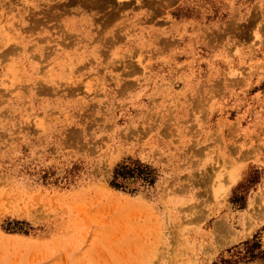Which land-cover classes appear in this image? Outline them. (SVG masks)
Masks as SVG:
<instances>
[{
	"label": "rangeland",
	"instance_id": "374dc122",
	"mask_svg": "<svg viewBox=\"0 0 264 264\" xmlns=\"http://www.w3.org/2000/svg\"><path fill=\"white\" fill-rule=\"evenodd\" d=\"M96 1L0 0V264H264V0Z\"/></svg>",
	"mask_w": 264,
	"mask_h": 264
},
{
	"label": "trees",
	"instance_id": "16d2710c",
	"mask_svg": "<svg viewBox=\"0 0 264 264\" xmlns=\"http://www.w3.org/2000/svg\"><path fill=\"white\" fill-rule=\"evenodd\" d=\"M153 169L138 161H132L131 163H120L117 164L114 167L113 170V177L110 180V185L116 189L119 188H123L124 187V183H126V181L128 179H137V178H143L145 181H147L148 183H153L154 182V176H153ZM256 236H254L255 239ZM244 251L245 254H247L246 256L249 257H255L259 254L260 251V243L259 241H245L244 243ZM260 255L264 254V250H262L260 252ZM211 264H235L234 261L229 260V259H220V263L219 262H212Z\"/></svg>",
	"mask_w": 264,
	"mask_h": 264
},
{
	"label": "bare ground",
	"instance_id": "6f19581e",
	"mask_svg": "<svg viewBox=\"0 0 264 264\" xmlns=\"http://www.w3.org/2000/svg\"><path fill=\"white\" fill-rule=\"evenodd\" d=\"M95 1H96V0H95ZM98 1H99V0H98ZM100 1H101V0H100ZM116 1H117V0H116ZM118 1H120V2H125V1H128V0H118ZM118 1H117V2H118ZM84 2H85V1H84ZM93 2H94V1H93ZM96 2H97V1H96ZM109 2H111V1L109 0ZM120 2H119V3H120ZM48 3H49V2H48ZM48 3H47V5H48ZM54 3H55V2H54ZM57 3H58V1H57ZM81 3H82V2H81ZM90 3H91V2H90ZM104 3H105V2H104ZM119 3H118V4H119ZM49 4H51V3H49ZM91 4H92V3H91ZM106 4H107V2H106ZM111 4H112V3H111ZM115 4H117V3H115ZM120 4H121V3H120ZM148 4H150V2H149ZM61 5H62V4H61ZM79 5H80V4H79ZM95 5H96V4H95ZM113 5H114V3H113ZM48 6H49V5H48ZM48 6H47V8H48ZM54 6H55V5H54ZM63 6H64V5H63ZM57 7H58V6H57ZM107 7H108V6H107ZM107 7H106V8H107ZM121 7H122V6H121ZM148 7H149V6H148ZM52 8H53V7H52ZM149 8H150V7H149ZM48 9H49V8H48ZM48 9H47V10H48ZM104 9H105V8H104ZM108 9H109V8H108ZM122 9H124V8H122ZM105 10H106V9H105ZM49 11H50V10H49ZM64 11H65V10H64ZM110 11H111V10H110ZM118 11H119V10H118ZM61 12H62V10H61ZM102 12H103V10H102ZM108 12H109V11H108ZM73 13H74V11H73ZM50 14H51V13H50ZM89 14H90V13H89ZM117 14L119 15V13H117ZM50 16H52V15H50ZM55 17H56V16H55ZM104 17H105V16H104ZM114 17H115V16H114ZM116 17H117V16H116ZM45 18H46V17H45ZM49 18H50V17H49ZM53 19H54V18H53ZM50 20H51V19H50ZM55 21H56V20H55ZM110 21H111V20H110ZM43 22H45V20H44ZM37 23H38V22H37ZM45 24H46V23H45ZM56 26H57V25H56ZM59 26H60V25H59ZM38 27H39V26H38ZM61 27H62V26H61ZM61 27H60V29H61ZM63 31H64V28H63ZM70 32H74V31H70ZM19 33H20V32H19ZM63 33H64V34L66 33V29H65V32H63ZM63 33H62V34H63ZM68 33H69V32H68ZM64 34H63V35H64ZM69 34L71 35V33H69ZM69 34H66V35L68 36V37H66V38H68V40H70L71 37H72V36H71V37L69 38ZM74 34H76V33H73V36H74ZM18 35H19V34H18ZM25 35H26V34H25ZM1 37H2V36H1ZM16 37H18V36H16ZM74 37H75V36H74ZM2 38H3V37H2ZM63 38H64V37H63ZM50 39H51V38H50ZM61 39H62V36H61ZM61 39H60V40H61ZM64 39H65V38H64ZM64 39H62V40L64 41ZM38 40H39V39H38ZM48 40H49V39H48ZM68 40H67V41H68ZM72 40L74 41L75 39L72 38L71 41H72ZM79 40H80V38L78 39L77 43L80 42ZM81 40H82V39H81ZM94 40H95V39H94ZM23 41H24V40H23ZM50 41H51V42H52V41L54 42V38H53L52 40H50ZM57 41H58V40L56 39V40H55V43H57ZM14 42H15V41H14ZM48 42H49V41H48ZM61 42H62V41H61ZM65 42H66V40H65ZM81 42H82V41H81ZM15 43H17V42H15ZM15 43H12V45L9 44L10 46L7 44V45H6V48H7V46H9L8 48H10L11 46L13 47V45H14ZM21 43H22V42H21ZM49 43H50V42H49ZM58 43H59V42H58ZM62 43H63V42H62ZM69 43H70V41H69ZM69 43H68V44H69ZM71 43H73V42H71ZM71 43H70V45H71ZM89 43H90V42H89ZM73 44H74V43H73ZM15 45H16V44H15ZM15 45H14V47H15ZM53 45H54V43H53ZM53 45L50 46V47H51V50H52V46H53ZM64 45H65V43H64ZM19 46H20V43H19ZM27 46H28V45H27ZM55 46H57L56 49H58V48H60L62 45L60 46V43H59V44H57V45L55 44ZM53 47H54V46H53ZM70 47H71V46H70ZM74 47H75V46H74ZM80 47H81V45H80ZM6 48H4V49H6ZM8 48H7V49H8ZM16 48L18 49V44H17ZM16 48H13V50L16 49ZM19 48H20V47H19ZM23 48L25 49V47H23ZM30 48H31V46H30ZM65 48H67V47H65ZM77 48H78V47H77ZM4 49H3V50H4ZM7 49H6V50H7ZM41 49H42V48H41ZM45 49H46V45H45ZM45 49H44V50H45ZM53 49H54V48H53ZM75 49H76V48H75ZM9 50H12V49H9ZM39 50H40V49H39ZM95 50H96V49H95ZM34 51H35V50H34ZM36 51H38V50H36ZM2 52H3V54L5 53V51H2ZM7 52H8V50L6 51V53H7ZM15 52L17 53L18 51L15 50ZM24 52H25V51H24ZM46 52H47V51H46ZM51 52H52V51H51ZM98 52H99V51H98ZM8 53H10V52H8ZM11 53L15 54L14 52H11ZM40 53H41V51H40ZM55 53H56V52H55ZM0 54H1V53H0ZM23 54H24V53H23ZM46 54H47V53H46ZM80 54H81V53H80ZM80 54H79V55H80ZM9 55H10V54H9ZM21 55H22V54H21ZM42 55H43V54H42ZM42 55H41V56H42ZM51 55H52V54H51ZM77 55H78V54H77ZM31 56H32V55H31ZM34 56H35V55H34ZM48 56H49V53H48V55H47L46 57H48ZM63 56H64V55H63ZM72 56H73V54H72ZM104 56H105V55H104ZM5 57H7L6 54H5ZM35 57H37V56H35ZM46 57H45V58H46ZM3 58H4V57H3ZM43 58H44V56H43ZM45 58H44V59H45ZM74 58H75V57H74ZM74 58H73V59H74ZM34 59H35V58H34ZM63 59H64V58H63ZM88 59H90V58H88ZM53 60H54V59H53ZM58 60H59V59H57V61H58ZM60 60H61V59H60ZM39 61H40V60H39ZM84 64H85V63H84ZM79 65H80V64H79ZM39 67H40V66H39ZM123 67H124V66H123ZM77 68H79V67L77 66ZM82 68H83V67H81L80 69H82ZM67 70H68V69H67ZM75 71H77V70H75ZM130 71H131V70H130ZM50 73H51V72H50ZM55 74H56V73H55ZM122 75H123V74H122ZM45 79H46V78H45ZM36 80H37V79H36ZM38 80H39V82H40V79H38ZM38 80H37V82H38ZM49 80H50V79H48V81H49ZM26 81H27V80H26ZM31 81H32V80H31ZM42 81H44V80L42 79ZM46 81H47V80H46ZM57 81H58V80H57ZM28 82H29V81H28ZM74 82H75V81H74ZM74 82H73V83H74ZM77 82H79V81L76 80V83H77ZM125 82H126V81H125ZM29 83H31V82H29ZM40 83H41V84H40ZM40 83H39V84H40V86H41V85H42V82H40ZM48 83H49V82H48ZM71 83H72V82H71ZM10 84H11V83H10ZM10 84H9V85H10ZM15 84L18 85V83H15ZM15 84H14V87H15V88H14L12 85H10L11 88H14L13 90H12L10 87H8L9 85H7V87L10 88L13 92H15V89H16ZM22 84H24V87H23L21 84H20V85L23 87V89L26 88V87H25V86H26V85H25V82H23ZM35 84H36V82H35ZM64 84H65V83H64ZM64 84H63V85H64ZM74 84H75V83H74ZM74 84H72V85H74ZM124 84H125V83H124ZM28 85H29V84H28ZM44 85H45V84H44V82H43V86H44ZM47 85L50 86L51 84H47ZM52 85H53V83H52ZM57 85H58V84H57ZM76 85H77V84H76ZM35 86H39V85L37 84V85H35ZM59 86H61V85L59 84L58 87H59ZM69 86H71V85H69ZM77 86H79V85H77ZM125 86H126V85H125ZM5 87H6V86H5ZM31 87H33V85H32ZM41 87H42V86H41ZM46 87H47V86H46ZM51 87H52V86H51ZM53 87H55V85H53ZM67 87H68V86H67ZM67 87L65 86V87H63V88L65 89V88H67ZM71 87H72V86H71ZM73 87H74V86H73ZM75 87H76V86H75ZM8 88H5V89L3 88V89H4V91H5L6 89L8 90ZM38 88L40 89V87H38ZM48 88H49V87H48ZM69 88H70V87H69ZM69 88H68V89H69ZM1 89H2V88H1ZM20 89H22V88L20 87ZM20 89H19V90H20ZM50 89H51V88H50ZM50 89H49V91H48V90H47V91L50 92ZM55 89H56V87H55ZM61 89H62V88H61ZM61 89H60V90H61ZM70 89H72V88H70ZM81 89H82V88H81ZM7 90H6V91H7ZM11 90H9V91H11ZM19 90L16 89V91H19ZM37 90H38V89H37ZM37 90H36V92H37ZM41 90L43 91V87L41 88ZM41 90H40V91H41ZM60 90H57V89H56L55 91L58 92V91H60ZM62 90H63V89H62ZM62 90H61V91H62ZM75 90H76V89H75ZM78 90H79V89L77 88V91H78ZM4 91H3V92H4ZM6 91H5V92H6ZM9 91L6 92V93H8L7 96L10 95V93H12V91H11L10 93H9ZM64 91H65V90H64ZM64 91H63V92H64ZM0 92H1V91H0ZM56 92H55V93H56ZM69 92H70V90H69ZM69 92H68V96H69ZM73 92H74V91H73V89H72V94H73ZM1 93H2V92H1ZM6 93H5V94H6ZM18 93H19V92H18ZM37 93L40 94L41 92H40V93L37 92ZM44 93H46L45 89H44ZM50 93H52V95H53L54 91H52V92H50ZM50 93H49V94H50ZM55 93H54V94H55ZM61 93H62V92H61ZM61 93H60V95H61ZM74 93H75V92H74ZM46 94H47V93H46ZM0 95H1V94H0ZM63 95H64V94H63ZM65 95H66V94H65ZM70 95H71V94H70ZM2 96L4 97V93H2ZM5 96H6V95H5ZM1 99H2V98H1ZM0 103H1V102H0ZM92 104H93V103H92ZM208 175H209V174H208ZM220 223H222V222H220ZM222 224H223V223H222ZM222 224H221V225H222ZM215 228H216V227H215ZM217 230H219V229H217ZM223 231H224V229H223ZM223 238H224V237H223Z\"/></svg>",
	"mask_w": 264,
	"mask_h": 264
}]
</instances>
